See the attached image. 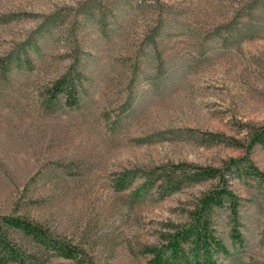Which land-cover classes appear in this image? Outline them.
<instances>
[{"label":"rangeland","instance_id":"rangeland-1","mask_svg":"<svg viewBox=\"0 0 264 264\" xmlns=\"http://www.w3.org/2000/svg\"><path fill=\"white\" fill-rule=\"evenodd\" d=\"M0 60V214L41 222L92 264H151L144 248L216 180L136 193L143 173L242 159L226 177L242 241L218 209L217 259L264 264V180L244 163L264 175V146L237 143L264 124V0H0ZM64 74L78 103L49 105Z\"/></svg>","mask_w":264,"mask_h":264},{"label":"trees","instance_id":"trees-1","mask_svg":"<svg viewBox=\"0 0 264 264\" xmlns=\"http://www.w3.org/2000/svg\"><path fill=\"white\" fill-rule=\"evenodd\" d=\"M1 67L6 63L0 60ZM48 104L64 97L67 106L78 103V89L68 74L57 78L45 88ZM242 145L249 152L255 145L264 146V124L254 126ZM246 173L264 180V175L248 158H244ZM242 159H229L222 168L195 166L187 163L171 164L145 171L144 181L136 193L155 187L161 196L180 189L184 183L215 179L216 182L203 191L189 212V219L163 234L158 244L146 246L151 264H220L217 256L229 254L224 240L215 229L216 211L226 205L233 223L231 237L241 242L238 230V199L229 189L227 174L239 168ZM134 173L123 172L116 179L117 189L129 185ZM52 257L70 259L73 264H92L86 252L69 240L56 234L41 222L12 211L0 214V264H49Z\"/></svg>","mask_w":264,"mask_h":264}]
</instances>
